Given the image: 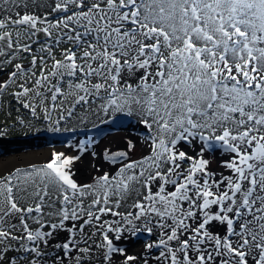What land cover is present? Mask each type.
Segmentation results:
<instances>
[{"label": "snow or ice", "instance_id": "snow-or-ice-1", "mask_svg": "<svg viewBox=\"0 0 264 264\" xmlns=\"http://www.w3.org/2000/svg\"><path fill=\"white\" fill-rule=\"evenodd\" d=\"M42 6L0 0V95L14 87L52 131L80 108L85 119L136 112L155 134L150 155L94 184L77 183L80 157L63 152L0 176V264H114V253L122 264H264V0ZM197 139L198 156L178 147ZM205 148L228 154L227 174L210 169ZM29 184L34 203L22 206ZM134 190V211H119ZM135 222L157 235L145 244L154 258L115 246Z\"/></svg>", "mask_w": 264, "mask_h": 264}, {"label": "rangeland", "instance_id": "rangeland-1", "mask_svg": "<svg viewBox=\"0 0 264 264\" xmlns=\"http://www.w3.org/2000/svg\"><path fill=\"white\" fill-rule=\"evenodd\" d=\"M50 2L51 0H37V4L41 6L36 7L32 5V0H28V11L43 13L45 8L42 5ZM21 11L23 12L24 9H21ZM0 15H4V13H0ZM57 58H60L59 55H57ZM28 59L24 63L27 64ZM8 71L9 69L7 67L0 69V80L7 79ZM13 91H15V88L9 87L0 95V159H7L0 161V176H7L13 173L16 168L28 167L31 164L46 163L50 161L53 152H63L68 156L80 157L73 162L71 167L73 178L77 183L94 184L97 177L106 173L109 177L116 176L119 169L129 161L141 160L144 156L151 154V140L149 137L155 134L154 130L148 129L142 123V116L136 112L132 115H128L127 112H115L108 115L92 112L85 119L82 118V110L77 108L76 116L67 121H63L59 125L60 134L61 132H65L66 134L63 136H60V134L50 135L52 130H50L49 122L43 119H34L28 110L23 109L16 102L11 95ZM117 115L124 116L122 125L120 122H117L119 119L117 118L113 119L112 122H108L107 124L109 125H103L106 127L101 126V128L95 129L96 125L100 122L114 118ZM55 118L56 114L53 113V119ZM20 119L24 123H20ZM80 129L87 130L83 134H78L79 131L76 134H69L67 132L68 130ZM47 134L50 140L45 137ZM129 142L135 145V147L130 149L128 147ZM119 144H121V147ZM118 145L120 148H117ZM178 147L189 155L198 156L200 154L201 143L197 139L191 144L181 142ZM208 151L209 153L204 151L203 156L210 155L208 156L211 159V167L217 166L219 169H224L221 166V161L224 158L217 157L215 159L213 156V154L218 152L221 153L222 150L215 148L214 150ZM118 152H127L128 156L126 158L115 157L114 159H105L106 153L111 156ZM28 153H35L37 157L25 156ZM11 157H17L13 163H10L13 160ZM1 163H3L2 166ZM184 166L187 167L188 165L185 164ZM21 187L26 189V191L16 193L21 205L28 206L33 204L34 200L31 196L33 189L31 185H22ZM136 195L137 192L134 190L122 202L119 211H134L131 205ZM45 211L47 212L49 209L45 208ZM105 219L119 220V217L109 215ZM12 222L18 223V220L13 218ZM29 222L31 224V221ZM32 226L35 227L34 224ZM131 227V225H122L121 238L114 239L115 246L124 249L128 255H148L154 258L158 254V250L151 249L146 253L145 244L154 242L157 239L155 232L149 234L143 231V225L140 222H135L136 231H130L129 229ZM112 236L114 237L115 234L113 233ZM123 260V255L114 253V264H122ZM139 264H142V261H139Z\"/></svg>", "mask_w": 264, "mask_h": 264}, {"label": "bare ground", "instance_id": "bare-ground-1", "mask_svg": "<svg viewBox=\"0 0 264 264\" xmlns=\"http://www.w3.org/2000/svg\"><path fill=\"white\" fill-rule=\"evenodd\" d=\"M200 143H201V148L202 147H204V145H202V142L201 141H199ZM185 143V142H184ZM120 145V147H121V144H119ZM119 145H118V147L117 148H120L119 147ZM27 148V147H26ZM117 148H116V150H117ZM46 151V150H45ZM48 151V150H47ZM200 151H201V149H200ZM205 151H206V153H209V151L207 150V148H205ZM42 152V151H41ZM52 153V152H51ZM205 154V153H204ZM218 154H221V155H218ZM223 154H225V153H220V152H218V153H216V154H213V156L215 157V159H217V157H219V158H224V160H225V158L226 157H228V155H223ZM12 155H14V154H12ZM209 155V154H208ZM203 156L204 157V159H207V160H211L210 159V155L209 156ZM25 156H32V157H37L36 156V154L35 153H28L27 155H25ZM24 156V157H25ZM196 156V155H195ZM11 158H13V160L10 162V163H13L14 161H15V158H17V157H11ZM10 158V159H11ZM9 159V158H8ZM3 160H7V159H0V161H3ZM3 165V163H1V166ZM210 169L211 170H214V171H218V172H224L225 174H227V170L226 169H219L217 166H213V167H211V165H210ZM121 244V243H120ZM128 245V244H127ZM119 248V247H118Z\"/></svg>", "mask_w": 264, "mask_h": 264}, {"label": "water", "instance_id": "water-1", "mask_svg": "<svg viewBox=\"0 0 264 264\" xmlns=\"http://www.w3.org/2000/svg\"><path fill=\"white\" fill-rule=\"evenodd\" d=\"M122 116H123V115H117V116H115L114 118L106 119V120L100 122L99 124H97L96 127H95V129H96V128H101V126H102V127H106V126H103V125H104V124H105V125H109V124H107L108 122H112L113 119H117V118L122 117ZM86 130H87V129L68 130L67 132H68L69 134H73V133L76 134V132L79 131L78 134H79V133L83 134V133L86 132ZM52 134H53V135H59L60 132H59V133L52 132L50 135H52ZM64 134H66V133H65V132H61L60 136H61V135L63 136ZM32 135H37V134H32ZM45 137H47L48 140H50V137L48 136V134H47V136H45ZM17 138H20V137H17Z\"/></svg>", "mask_w": 264, "mask_h": 264}, {"label": "flooded vegetation", "instance_id": "flooded-vegetation-1", "mask_svg": "<svg viewBox=\"0 0 264 264\" xmlns=\"http://www.w3.org/2000/svg\"><path fill=\"white\" fill-rule=\"evenodd\" d=\"M123 117H124V116L119 117V119L117 120V122H120L121 125H122V123H123V121H124V120H123ZM62 122H63V121H62ZM62 122H61V123H62ZM96 129H98V128H96ZM52 132L59 133V131H52ZM119 170H120V169H119Z\"/></svg>", "mask_w": 264, "mask_h": 264}]
</instances>
